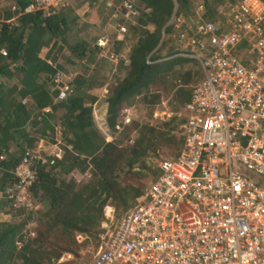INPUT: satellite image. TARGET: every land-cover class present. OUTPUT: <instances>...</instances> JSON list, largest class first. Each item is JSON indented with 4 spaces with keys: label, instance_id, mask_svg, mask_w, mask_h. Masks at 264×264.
<instances>
[{
    "label": "built area",
    "instance_id": "obj_1",
    "mask_svg": "<svg viewBox=\"0 0 264 264\" xmlns=\"http://www.w3.org/2000/svg\"><path fill=\"white\" fill-rule=\"evenodd\" d=\"M102 1L106 23L95 46L114 65H127V52L114 46L129 41L130 26L143 8L138 0ZM71 2L32 0L18 15L49 16ZM172 26L178 54L197 59L203 72L179 126L184 146L178 156L162 160L159 175L134 207L118 222L108 217L111 222L103 223L105 231L87 264H264V0L230 2L218 18H207L200 4L195 15H174ZM74 74L56 73V99L71 94ZM112 82L106 81L92 104L94 122L107 139L112 138L106 111ZM21 102L29 105L31 97ZM133 111V106L121 109L117 131L132 122ZM52 112L51 105L43 108ZM63 134L56 125L48 148L25 149L16 180L0 199L17 209L40 207L30 191L38 180L37 165L63 158Z\"/></svg>",
    "mask_w": 264,
    "mask_h": 264
},
{
    "label": "trees",
    "instance_id": "obj_2",
    "mask_svg": "<svg viewBox=\"0 0 264 264\" xmlns=\"http://www.w3.org/2000/svg\"><path fill=\"white\" fill-rule=\"evenodd\" d=\"M31 1L0 0V50L8 52L6 57L0 54V76L8 75L11 68L33 76L45 74L37 88L24 90L20 98L7 100L0 94V193L15 182L14 170L25 149L35 147L41 138L52 137L56 125L63 127L66 146L63 158L54 165H37L38 180L30 191L40 204L38 209H17L5 198L0 200V264H82V252L91 245L95 249L99 246L105 231L103 223L108 220L107 208L112 207L121 218L134 207L137 195L160 173L151 159L158 156L164 144L173 145L180 136L185 105L201 76L198 70L176 68L190 58L179 55L178 47L169 45L166 37L172 31L174 15L189 11L192 0H138L143 13L130 26V62L118 64L124 67L123 74L110 84L108 123L117 132L121 109L132 105L145 88L142 103L154 110L167 98L174 114L160 123L125 124L121 137L113 142H104L94 124L92 104L107 80L101 81L97 70L88 76L77 74L74 68L67 70L76 74L71 81L72 92L65 100L56 99L54 89L55 102L51 92L43 89L54 87L56 73L66 71L64 58L60 59L64 49L80 63L91 62L99 54L95 46L88 49L79 40L74 30L78 24L75 6L71 2L49 16L35 12L19 15L17 23L8 21ZM236 1L204 0L205 16L218 18L220 8ZM123 46L119 41L114 49L118 52ZM246 47L244 42L239 51ZM153 83H159L157 90H150ZM26 96L31 97L29 105L21 102ZM129 99L133 102H127ZM49 105L53 112L43 113ZM75 169L88 171L89 181L70 178ZM1 214L10 215V219L3 220ZM31 221L35 224L26 230Z\"/></svg>",
    "mask_w": 264,
    "mask_h": 264
},
{
    "label": "crops",
    "instance_id": "obj_3",
    "mask_svg": "<svg viewBox=\"0 0 264 264\" xmlns=\"http://www.w3.org/2000/svg\"><path fill=\"white\" fill-rule=\"evenodd\" d=\"M75 2H76V0H72V4L74 6H75ZM0 6H1V3H0ZM105 11H106V8H105V5H104L102 0H97L94 3L85 2V3H81V4H78L77 6H75L74 12H75V17L77 18L78 24L75 27L76 29H74V30H75L76 34L78 35L79 40L86 43L88 49H92L91 47L95 46V42H96L97 38L103 33V29H104V26L106 23ZM19 17H20L19 15H15L12 19H10L8 21L13 22V23H17L19 20ZM92 30L94 32H95V30H98V31L94 35L91 32ZM124 45H126V44H124ZM66 51H68V50L67 49L63 50L60 59H63L66 56V54H67V53L65 54ZM127 51H130V50H127ZM0 54L3 57H6L5 55H3L1 53V51H0ZM169 58H170V56L165 58V59L168 60ZM88 63H90L88 65H93L92 62H88ZM44 75H45L44 73H41V74H39V76H33L32 74H25V72H23V71H19V70H16L14 68H11V72L8 75L0 76V94L4 98H6L7 100L14 99V98L17 99L18 97L20 98L21 92H23L24 90L26 92H28L33 87L37 88L39 86V83H42L44 81ZM120 77L121 76H117V78H120ZM110 78H112V77L110 76ZM202 78L203 77H201V79ZM193 83H194V80L192 81L191 85ZM155 87L157 88L156 83H155ZM43 89L49 90L51 92L50 94L52 95L54 101L56 102L54 94H55V91L57 89L52 87V86H49V87L43 88ZM54 89H55V91H54ZM106 111L108 113V107L106 108ZM121 118H123L122 115H121ZM95 126H96V124H95ZM101 133L99 131V134L102 137L103 135ZM118 133H120V131H117V132L111 131L112 138L107 139L105 136H103V137H105L103 141L104 142L115 141V138L117 137ZM179 135L180 136L177 139H175V141L173 140V145L168 146L169 143H167V144H164L160 149H158V151H157L158 156L151 159V162L155 165V167L160 169V163L162 162L163 159L168 158V157H176L181 153L182 148L184 146V136L182 135L181 132H179ZM52 138L53 137H50L49 139L48 138H41L40 140L36 141V145L41 144L44 148H48L50 146V142H51ZM69 147H70V145H69ZM85 158H89V160H90V157H88V156L87 157L85 156ZM73 174L75 176H77V174H81V177L83 180L82 182H84V183L89 181L90 173L88 171L81 172L80 170L75 169V170H73L71 176ZM147 187H145L141 190V193H139V195H137V199L141 198L143 196ZM108 208L110 210L112 209L111 211H114V209L112 207H108Z\"/></svg>",
    "mask_w": 264,
    "mask_h": 264
},
{
    "label": "rangeland",
    "instance_id": "obj_4",
    "mask_svg": "<svg viewBox=\"0 0 264 264\" xmlns=\"http://www.w3.org/2000/svg\"><path fill=\"white\" fill-rule=\"evenodd\" d=\"M84 0H76L75 2V6H77L78 4L83 3ZM191 5H190V9L189 11H187L186 13H184L183 15L185 16H191V15H195L196 11L198 9V6L200 4H204V0H192L191 1ZM98 30H95V32L92 30L91 32L95 35L97 33ZM131 37V36H130ZM166 40L168 41L169 45L175 46L176 47V43L174 41L173 38V31L169 32V34L166 37ZM130 43H131V39H129V41L127 42L126 45H124L121 50L124 52H127V54H129L130 50ZM121 50L119 52H121ZM67 53V54H66ZM66 56L64 57V63L65 65V69L66 71L63 72H69L67 70L70 69H76V73L77 74H85V75H89V73H92L93 70H97L98 72H96L98 74V76H100V80H106L108 81V79L110 78V76L112 78H117V76H121L124 70V67L120 64V65H114L113 63H111L109 60H107L104 57H101L99 54H96L93 61H91L93 63V65H88L90 63H88V61H86L85 63H80L79 60L77 59H73L72 55L70 54L69 51L65 52ZM64 54V55H65ZM71 58V59H70ZM86 60V59H84ZM180 67H183L182 69ZM201 65L198 62V60L196 61H192V59L190 58L189 61H184L180 64H178L176 66L177 69H181V71H192V70H198L199 74L201 77H203V72H202V68H200ZM75 73V74H76ZM157 84V88L155 87V83H153L150 86V90H157L158 89V85ZM54 88H56V86L54 85ZM147 92L146 88L143 89L142 94H138V96H136V98L134 99V103L132 105L126 106V107H130L133 106L134 111L132 112V121L136 122L139 121L141 123H145V122H149V123H160L162 120H165L167 118H169L170 116H172L174 113L172 112V107L169 105L168 103V99L167 98H163V103H158V105L156 104L154 106V110L149 109V107H147L144 103L141 102L140 98L143 97V94ZM133 102L132 99L127 100V102ZM128 104V103H127ZM125 107H123L124 109ZM153 111V115L150 114V112ZM182 112V111H181ZM180 112V113H181ZM184 112V111H183ZM182 114V113H181ZM131 123V122H130ZM100 130V129H99ZM101 131V130H100ZM135 132V130H134ZM133 132V133H134ZM131 133V134H133ZM103 134V133H102ZM103 136H105L103 134ZM106 137V136H105ZM104 137V138H105ZM121 135L120 133L117 134L116 138H120ZM115 138V139H116ZM72 174V173H71ZM70 178L75 179L77 182H82V177L81 174H77V176H75L74 174L72 176H70ZM3 199V198H1ZM0 199V200H1ZM8 203L11 205V201H8ZM112 210V209H111ZM109 208H107L106 210V217H109L111 219L112 222L116 223L119 221L120 218H117L114 211H111ZM1 218L3 220H9L10 219V215L8 214H1ZM113 219V220H112ZM106 221H110L109 219L105 220ZM110 221V222H111ZM34 221H31L29 223H27L26 225V230L30 229L33 227L34 225ZM88 250H84L82 253L85 255V257L83 258V262L82 264H87L92 256V251L95 249L93 245H91L90 248H87Z\"/></svg>",
    "mask_w": 264,
    "mask_h": 264
},
{
    "label": "clouds",
    "instance_id": "obj_5",
    "mask_svg": "<svg viewBox=\"0 0 264 264\" xmlns=\"http://www.w3.org/2000/svg\"><path fill=\"white\" fill-rule=\"evenodd\" d=\"M124 44H127V43H124ZM122 51V50H121ZM129 56V55H128ZM121 63V62H120Z\"/></svg>",
    "mask_w": 264,
    "mask_h": 264
}]
</instances>
